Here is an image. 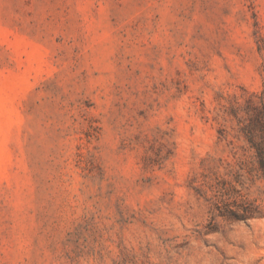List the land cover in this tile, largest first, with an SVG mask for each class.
Instances as JSON below:
<instances>
[{
	"label": "rangeland",
	"instance_id": "rangeland-1",
	"mask_svg": "<svg viewBox=\"0 0 264 264\" xmlns=\"http://www.w3.org/2000/svg\"><path fill=\"white\" fill-rule=\"evenodd\" d=\"M250 136L264 0H0V264H264Z\"/></svg>",
	"mask_w": 264,
	"mask_h": 264
},
{
	"label": "trees",
	"instance_id": "trees-1",
	"mask_svg": "<svg viewBox=\"0 0 264 264\" xmlns=\"http://www.w3.org/2000/svg\"><path fill=\"white\" fill-rule=\"evenodd\" d=\"M249 140L252 143L253 147L256 149V152L260 160V167L262 170H264V162H263L264 161V150L259 144L253 142V138L251 136L249 137Z\"/></svg>",
	"mask_w": 264,
	"mask_h": 264
}]
</instances>
